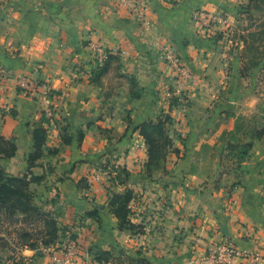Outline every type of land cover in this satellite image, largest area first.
<instances>
[{"label": "crops", "instance_id": "0c3cea01", "mask_svg": "<svg viewBox=\"0 0 264 264\" xmlns=\"http://www.w3.org/2000/svg\"><path fill=\"white\" fill-rule=\"evenodd\" d=\"M149 1L151 31L116 0H0V135L17 147L15 157L0 156V166L15 176L27 172L39 126L47 129L46 149L59 151L31 170L43 177L31 190L35 205L57 222L56 242L44 246L38 236L31 241L35 248L27 247L18 233L45 234L43 223L2 220L1 242L13 251L0 264H51L49 253L70 239L94 258L110 254L107 264L132 258L193 264L225 238L264 252V136H251L264 129L262 30L242 29L240 38L229 40L240 0ZM218 6L229 16L226 26L210 31L194 18V11ZM95 40L112 57L92 82L77 72L98 68L90 50ZM156 41L175 47L192 79L178 81ZM35 84L52 87L49 103L33 91ZM49 105L52 121L45 117ZM166 116L173 146L149 170L138 128ZM62 126L72 144H63ZM79 131L85 134L80 144ZM245 143L252 147L239 162L230 146ZM105 164L112 176L96 180ZM121 170L130 172L124 182L116 177ZM126 188L133 190L131 220L138 232L121 231L108 208L110 192Z\"/></svg>", "mask_w": 264, "mask_h": 264}, {"label": "trees", "instance_id": "16d2710c", "mask_svg": "<svg viewBox=\"0 0 264 264\" xmlns=\"http://www.w3.org/2000/svg\"><path fill=\"white\" fill-rule=\"evenodd\" d=\"M264 0H251L249 2V12H261L258 7L259 3ZM264 34V33H263ZM112 55L104 62V64L95 69L93 72L92 82H97L107 70V61L111 59ZM171 122L169 116L159 119L157 122H145L139 126L140 135L144 138L148 150V169L158 167L165 159V155L169 149L172 148L173 142L168 136L167 125ZM47 129L39 126L33 131L34 149L28 157V170L22 175L9 174L2 166H0V221L10 223L18 222V217L21 222L30 226L36 222H42L45 229V234L38 233L37 235L22 229L18 233L19 239L27 247L35 248V244L31 241L38 240V236L42 237L44 246H48L56 242L58 238L59 228L56 220L47 213L42 212L36 205V194L31 190L33 183H40L43 177L35 176L32 169L39 166V161L48 155H55L58 149H46ZM252 138L259 139L264 136V129L252 131ZM61 137L63 144H72V137L67 129L62 126ZM85 134L79 131L77 134V141L79 144L84 140ZM237 151L238 160L241 162L247 156L252 147V143H245L236 146H230ZM17 152L16 144L13 140H8L0 135V156L1 158L11 159L15 157ZM119 173V172H118ZM130 172L121 170L117 174V179L123 182L124 178H128ZM134 198L133 190L126 188L122 192H110V202L108 208L110 212L117 218L118 226L121 231L127 230L130 232L140 231V227L134 224L131 220L130 204ZM95 212L89 213L93 216ZM42 235V236H41ZM108 253H99L96 260L104 262L107 260ZM128 264H151L148 260L143 258H132L128 260Z\"/></svg>", "mask_w": 264, "mask_h": 264}, {"label": "built area", "instance_id": "2783aa9c", "mask_svg": "<svg viewBox=\"0 0 264 264\" xmlns=\"http://www.w3.org/2000/svg\"><path fill=\"white\" fill-rule=\"evenodd\" d=\"M165 3L174 4L179 0H162ZM117 4L124 8L128 14L133 17L139 26L146 30L151 31L153 28V11L149 0H116ZM194 18L203 27H206L210 31H214L218 26H226L228 18L218 14L217 12L210 11H194ZM160 54V59L166 63L175 72L176 78L180 82H185L192 79L191 73L187 66L183 63L181 56L175 47L169 43L156 41L154 44ZM90 50L93 59L100 67L112 54L99 40L92 41L90 43ZM126 51L120 52L125 54ZM77 77H82L87 80H92L93 71H78ZM4 74L0 67V90L3 87ZM33 91L42 95L41 100L44 103L53 98V89L49 84H35ZM45 117L51 121L54 118V110L49 105L45 111ZM49 120V121H50ZM145 148V146H143ZM113 171L103 168L99 175L95 176L96 180L108 178L112 176ZM248 234L253 233V229H250ZM93 254V253H92ZM246 259L251 264H262L264 257L261 251H247L237 247L232 241L225 238L221 241H217L212 244L206 255L202 258H198L193 261L194 264H236L237 261ZM48 260L51 264H104L95 260L91 253H83L80 251L76 241L67 240L60 245L57 250L49 253Z\"/></svg>", "mask_w": 264, "mask_h": 264}, {"label": "rangeland", "instance_id": "374dc122", "mask_svg": "<svg viewBox=\"0 0 264 264\" xmlns=\"http://www.w3.org/2000/svg\"><path fill=\"white\" fill-rule=\"evenodd\" d=\"M250 1L251 0H240L239 3L235 6V9H237V12H236L237 14L234 15V18L235 19L233 21L231 20V22H230L232 24V27H233V31L231 32V34H228L230 41H235L238 38H240V36L238 35V31L239 30H242V29L262 30V31H258V33H260L259 40L260 39L262 40V38L264 39V34H263L264 33V2H261L258 5L259 9H261L260 10L261 12H259V11H257V12H253V11L252 12H249V8H247V7L250 5L249 4ZM197 11H204V10H197ZM215 12H217L218 14H220V15L226 17V18L229 17L226 14V12H223L222 9L221 10L219 9V6H218V8H217V10ZM222 33H218L217 34V37L219 35H221ZM233 45H234V43L232 44V46ZM250 52L252 53V49H251ZM261 53L264 54V48L262 49V52ZM261 65H263V69H264V62L263 61L261 62ZM105 166H106V164H105ZM105 166L103 168L108 169V166H106V167ZM229 240L231 241V239H229ZM215 242H217V241H214V243ZM214 243H212V244H214ZM5 248H6V242L5 241H2L1 242V239H0V260H3V261H6L7 262L8 260H10L12 258L10 252L13 251V246H9L8 249H6V250H5ZM261 252H262V255L264 257V252L263 251H261ZM91 255L94 256L92 253H91ZM109 257H110V254H108L107 260L103 262L104 264H107L109 262ZM196 258L198 259V257H195V258H193L191 260L192 263H193L194 260H196ZM244 260H246V259H244ZM239 262L240 261H237L236 264H238ZM247 262H248V264H251L249 261H247ZM118 264H128V260H126V261L124 260L122 262H119ZM262 264H264V261H263Z\"/></svg>", "mask_w": 264, "mask_h": 264}, {"label": "water", "instance_id": "95a60500", "mask_svg": "<svg viewBox=\"0 0 264 264\" xmlns=\"http://www.w3.org/2000/svg\"><path fill=\"white\" fill-rule=\"evenodd\" d=\"M223 232H224L226 235H229V232L227 231V228H223Z\"/></svg>", "mask_w": 264, "mask_h": 264}]
</instances>
